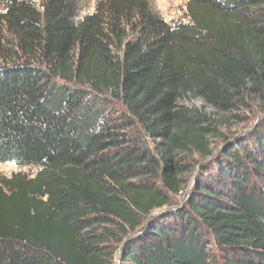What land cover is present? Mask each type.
I'll return each mask as SVG.
<instances>
[{"label": "trees", "instance_id": "1", "mask_svg": "<svg viewBox=\"0 0 264 264\" xmlns=\"http://www.w3.org/2000/svg\"><path fill=\"white\" fill-rule=\"evenodd\" d=\"M91 3L0 0V264H264V0Z\"/></svg>", "mask_w": 264, "mask_h": 264}, {"label": "rangeland", "instance_id": "2", "mask_svg": "<svg viewBox=\"0 0 264 264\" xmlns=\"http://www.w3.org/2000/svg\"><path fill=\"white\" fill-rule=\"evenodd\" d=\"M33 1L38 2L39 0H33ZM97 1L98 0H92L90 7L87 8L84 12L93 13L95 11ZM152 1H153L154 5L157 7L161 17L166 22H168L169 24L173 25L176 22H187L188 21L187 16H186L188 0H152ZM193 104L197 107H200V108L207 107L201 101H194ZM256 108L253 107L248 112L247 111L241 112L240 116L247 119L246 124L243 123V125H241V126L235 125V128L231 132L226 131V129H223V131H220V132L222 134H225L226 136L232 135L231 138H234L235 136H237L239 134L253 130L254 127L258 123H261V121L263 119V115H259L258 109H256ZM235 133H237V134H235ZM220 149H221V146L219 147V150ZM216 154H217V151H216ZM19 172L34 175L36 173V170H33V169L18 170L17 167L14 166L13 164H3L0 166V174L3 176H6V177H11L13 174H16ZM194 182H195L194 179L192 180V178H191V182H190L191 187L194 186Z\"/></svg>", "mask_w": 264, "mask_h": 264}, {"label": "water", "instance_id": "3", "mask_svg": "<svg viewBox=\"0 0 264 264\" xmlns=\"http://www.w3.org/2000/svg\"><path fill=\"white\" fill-rule=\"evenodd\" d=\"M263 117H264V115H263ZM155 214H157V213H155Z\"/></svg>", "mask_w": 264, "mask_h": 264}]
</instances>
